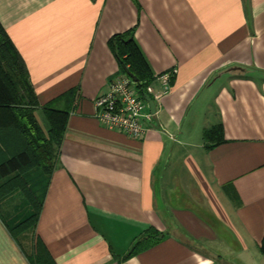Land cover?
<instances>
[{
  "label": "crops",
  "instance_id": "obj_1",
  "mask_svg": "<svg viewBox=\"0 0 264 264\" xmlns=\"http://www.w3.org/2000/svg\"><path fill=\"white\" fill-rule=\"evenodd\" d=\"M0 26L39 107L74 92L20 246L5 224L29 206L0 202V264H28L33 238L54 264H264V0H0ZM129 30L152 76L142 140L94 117L123 75L108 40ZM217 125L224 142L206 148ZM149 228L162 237L123 260Z\"/></svg>",
  "mask_w": 264,
  "mask_h": 264
},
{
  "label": "trees",
  "instance_id": "obj_2",
  "mask_svg": "<svg viewBox=\"0 0 264 264\" xmlns=\"http://www.w3.org/2000/svg\"><path fill=\"white\" fill-rule=\"evenodd\" d=\"M123 75L131 74L140 96L152 81L147 62L133 39V31L112 36L108 40ZM74 92L69 91L52 103L39 107L22 61L0 26V202L19 193L30 213L13 223H6V230L20 246V239L32 233L42 206L49 178L58 162V150L66 128L68 112ZM66 106L57 109L56 103ZM41 112L44 129H41L35 113ZM206 148L224 142L222 127L217 125L204 131ZM226 193L232 202L237 197ZM162 236L153 228L144 231L135 241L126 260L139 251L149 248ZM32 251L27 256L28 264H54L38 238L32 239ZM260 252L264 255V239Z\"/></svg>",
  "mask_w": 264,
  "mask_h": 264
},
{
  "label": "built area",
  "instance_id": "obj_3",
  "mask_svg": "<svg viewBox=\"0 0 264 264\" xmlns=\"http://www.w3.org/2000/svg\"><path fill=\"white\" fill-rule=\"evenodd\" d=\"M151 94V87L145 88ZM158 99V97H155ZM95 119L105 129L117 131L134 140H142L152 115L127 75L119 76L107 84L106 91L94 100Z\"/></svg>",
  "mask_w": 264,
  "mask_h": 264
},
{
  "label": "water",
  "instance_id": "obj_4",
  "mask_svg": "<svg viewBox=\"0 0 264 264\" xmlns=\"http://www.w3.org/2000/svg\"><path fill=\"white\" fill-rule=\"evenodd\" d=\"M127 76L133 81V82H136V79L131 75V74H127ZM144 100L148 103L149 105V108L152 112V108H153V105H152V102L150 101L149 97L147 95H144L143 96Z\"/></svg>",
  "mask_w": 264,
  "mask_h": 264
},
{
  "label": "rangeland",
  "instance_id": "obj_5",
  "mask_svg": "<svg viewBox=\"0 0 264 264\" xmlns=\"http://www.w3.org/2000/svg\"><path fill=\"white\" fill-rule=\"evenodd\" d=\"M39 120H40V123H41L42 125H44L40 117H39ZM22 239H24V238L21 237L20 240H22ZM226 262H229V261L227 260ZM230 263H233V262H230Z\"/></svg>",
  "mask_w": 264,
  "mask_h": 264
}]
</instances>
